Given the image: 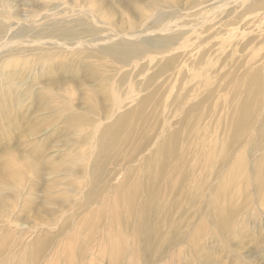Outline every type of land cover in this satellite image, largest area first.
Instances as JSON below:
<instances>
[{"label":"bare ground","instance_id":"bare-ground-1","mask_svg":"<svg viewBox=\"0 0 264 264\" xmlns=\"http://www.w3.org/2000/svg\"><path fill=\"white\" fill-rule=\"evenodd\" d=\"M259 45L264 0H0V258L12 241L27 249L29 232H53L58 214L74 234L68 254L82 260L88 245L108 264H222L233 241V254L256 241L246 229L264 208ZM221 47L247 55L216 80ZM47 245L30 244L33 264Z\"/></svg>","mask_w":264,"mask_h":264},{"label":"rangeland","instance_id":"rangeland-1","mask_svg":"<svg viewBox=\"0 0 264 264\" xmlns=\"http://www.w3.org/2000/svg\"><path fill=\"white\" fill-rule=\"evenodd\" d=\"M15 1H17V0H15ZM18 3H20L19 1L18 2H14V5L16 6V8L14 9L15 11H17L19 14H25L26 13V7H24V6H20L19 7V4ZM117 8L118 7H116L115 9H114V11L116 12V14L118 13L117 12ZM131 10V9H130ZM119 12L120 13H124V14H128V16L130 17V18H135L132 14H131V12H129V11H126V10H119ZM133 12V11H132ZM134 15H136V14H134ZM117 16V15H116ZM116 19H117V17H116ZM137 21V20H136ZM139 22L137 23V29L138 30H140L141 28H142V25H143V21H141V20H138ZM242 22H240V24H241ZM119 27H121V28H124L123 26H119ZM252 29H254V30H257V28H252ZM252 29H251V31H252ZM250 32V31H249ZM243 32H242V30H239L237 33H236V39H235V43H239V44H242L243 42H242V40H244L245 41V39H248V37L246 36V35H243L242 34ZM257 35H256V33H254L253 32V37H252V39H254L255 37H256ZM262 41V40H261ZM235 43H232V44H235ZM226 47H227V44L225 45ZM224 47V46H223ZM223 47H221V48H219V50H218V48H216V80H217V77H218V73L219 72H223V73H226V72H228L229 71V67L228 66H225V60H228V59H234V60H236V59H238V58H241V57H243V56H245V55H247L245 52L244 53H241L240 51H242V50H237V48L234 50V49H231V48H227L226 49V51L225 52H223V54H221V53H219L222 49H223ZM254 52H257V53H260V52H262V61H258L260 58H258V59H256V61L257 62H253L252 60H251V55L249 56V61H252L253 63H255L256 64V66H260V65H263V63H264V49H262V46L261 45H259L255 50H253ZM253 51H249V53L251 54V53H253L254 54V52ZM257 53H255V54H257ZM217 59H218V61H217ZM247 59V58H246ZM246 59L244 60V63L246 62ZM222 61H223V63H222ZM240 63H241V61H240ZM246 64V63H245ZM221 65V66H220ZM243 67H244V65H242ZM208 68V67H207ZM201 72L200 73H202V74H205L207 71H206V68L204 67V68H201ZM199 77H201V76H199ZM60 78V77H59ZM56 79H58V77L56 78L54 75H52V74H49V75H46L44 78H43V81L44 82H47V81H50V80H56ZM219 79V78H218ZM191 92H192V90H191ZM76 98H77V96H76ZM75 103H77V101H75ZM220 113H218V115L217 116H221L222 115V113H223V110L220 108V111H219ZM221 114V115H220ZM224 117L225 116H223V118L222 119H224ZM218 118L216 117V120H217ZM221 119V118H220ZM208 121L210 122V120L208 119ZM207 121V119L205 120V122H202L203 123V125H205V124H208L209 122ZM221 130H218V132H220ZM219 135L220 134H217V138H219ZM260 146V145H259ZM241 148H242V150L243 151H246V149H245V145H243V144H241ZM61 149H64V146H62L61 147ZM262 150V146H260V149L259 150H257V151H254V152H249V154H250V156H251V158L252 157H255L256 155H257V153L259 152V151H261ZM51 152H52V150L51 151H46L45 152V154L47 155V154H51ZM54 155V154H53ZM55 156L56 157H53V158H57L58 156H60V154H56L55 153ZM48 159H50L51 157H47ZM46 158V159H47ZM52 159V158H51ZM208 169V170H207ZM205 171L206 172H210V170H209V168L208 167H206L205 168V170L203 171L202 170V172H204V175L205 176H203V173H202V177H201V179L203 180V182L205 183V185L204 186H207L208 187V185H206L207 184V181L209 180L208 179V176H207V174L205 173ZM200 173H201V171H200ZM247 173V172H246ZM248 176V175H247ZM225 179H226V176H224L223 177V179L221 180L222 182H219L220 184H222L223 183V185H224V182H225ZM49 180H51V178L49 177V176H47V177H45V180H44V182H43V185H42V187L44 188L45 187V184L49 181ZM222 185V186H223ZM237 187L238 188H241V187H243V183L242 184H238L237 185ZM251 190V189H250ZM253 192H249V198H251V197H253V194H252ZM252 194V195H251ZM38 195V196H37ZM251 195V196H250ZM53 196H55L56 197V201H57V203H60V202H62V201H66L65 200V198L66 199H68V198H70V199H75V198H77L76 196H74V194H55V195H53ZM202 196V195H201ZM246 196H240V197H237V199L238 200H235V202H237L235 205H237V206H242L241 204H245V201H246V199H247V197L245 198ZM36 198V199H35ZM35 198H34V200L37 202V203H40L41 204V202L43 201V196H42V194H41V192H39V193H37L36 194V196H35ZM42 199V200H41ZM69 200V199H68ZM263 205H264V203H263ZM252 212H250V213H252V214H258L256 217H254L255 218V221L257 222L256 223V226H254V221H252L251 220V222H250V225H252V227L250 226V227H247V231H249V228H251L252 230H253V233L252 234H254L253 236L255 237V235H257V240L256 241H253V242H251V243H249L247 246H244V248H242L241 250L239 249V252H237L236 254H233V252H232V250H235V248L234 247H236V243L233 241V243H231L230 244V247H231V249H228V248H226V250L225 251H223V252H219L220 254H219V256H220V258L221 259H223V261H222V264H264V208L263 207H261V210L257 213V212H255L254 210H251ZM254 211V212H253ZM59 216L57 217V221L59 222L57 225V227L53 230V232H51V233H47L46 232V234L44 235V234H42V235H40V233H38L37 235L36 234H32V235H29L30 234V232H29V237H28V235L27 236H25L24 237V239H25V241H26V244H27V246L25 247V248H27V249H22V250H20V247H18L19 249H17V248H14L15 246V241L13 242H10V245L9 246H12L11 248H13L12 250H11V252H13L12 254H11V252H10V256H12V257H10L9 256V260L6 262V261H3L2 260V258H0V264H4V263H7V264H33L32 263V259L30 258L31 257V255H30V244L32 243V242H34V241H36L38 238H42V239H47L48 240V245L43 249V252L39 255V256H35L36 258V263L35 264H108V261L107 260H104V261H101L100 260V258H101V255H100V253L97 251V250H94L95 251V253H96V256L97 257H99L98 259L97 258H95V260H91L92 258H90V256H89V250H87L88 249V245L87 246H85L84 248H83V250L86 252V255H85V257H84V259H80V258H76V257H74L75 256V254L73 255V257L71 256V255H69V254H71L72 252L74 253L75 252V250H76V244H75V241H70L69 240V238H70V236L69 235H74V234H70V232H64V231H62V230H60L61 228V226H62V223H60V221H59V219H61L62 217H61V214H58ZM87 217V218H86ZM91 218H96L95 217V214L94 215H87L86 213H83V214H77V220L78 221H81V220H86V221H88V220H91ZM76 220V221H77ZM50 221V220H49ZM49 221H47L46 223H48ZM30 227V226H29ZM85 229V228H84ZM101 229H103V224L99 227V229L98 230H101ZM85 230H83V232H84ZM250 232V231H249ZM45 233V232H44ZM72 233V232H71ZM53 234V235H52ZM62 234V235H61ZM64 234V235H63ZM66 235V236H65ZM68 235V236H67ZM11 237H14V235H13V233L10 235ZM38 236V237H37ZM41 236V237H40ZM45 236V237H44ZM69 237V238H68ZM37 238V239H36ZM32 239V240H31ZM63 239V240H62ZM211 239L209 238V237H206L205 236V238L202 240V244H204L205 246H207L208 245V247H211V246H213V245H216L215 247L216 248H219V247H217L218 245H217V243H215V241L214 240H212L210 243H209V241H210ZM72 242V243H71ZM66 243V244H65ZM260 243V244H259ZM17 246V245H16ZM256 246V247H255ZM69 247V248H68ZM91 247H94L95 248V246L94 245H90L89 246V248H91ZM25 250V251H24ZM18 251V252H17ZM89 251V252H88ZM9 252V251H8ZM69 253V254H68ZM18 254V255H17ZM20 255V256H19ZM25 255V256H24ZM99 255V256H98ZM217 253H216V257H217ZM81 261H80V260ZM77 260V261H76Z\"/></svg>","mask_w":264,"mask_h":264}]
</instances>
